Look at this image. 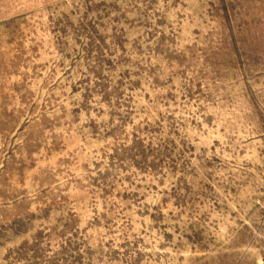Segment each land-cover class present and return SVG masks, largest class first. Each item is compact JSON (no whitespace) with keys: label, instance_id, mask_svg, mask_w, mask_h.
<instances>
[{"label":"rangeland","instance_id":"rangeland-1","mask_svg":"<svg viewBox=\"0 0 264 264\" xmlns=\"http://www.w3.org/2000/svg\"><path fill=\"white\" fill-rule=\"evenodd\" d=\"M0 264H264V0H0Z\"/></svg>","mask_w":264,"mask_h":264}]
</instances>
